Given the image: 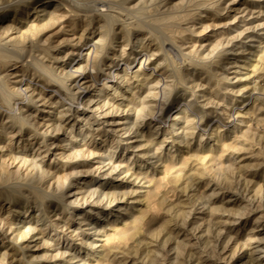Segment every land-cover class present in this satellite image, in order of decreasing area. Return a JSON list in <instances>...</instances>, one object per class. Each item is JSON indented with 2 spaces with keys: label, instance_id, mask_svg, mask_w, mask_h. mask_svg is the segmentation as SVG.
<instances>
[{
  "label": "rangeland",
  "instance_id": "374dc122",
  "mask_svg": "<svg viewBox=\"0 0 264 264\" xmlns=\"http://www.w3.org/2000/svg\"><path fill=\"white\" fill-rule=\"evenodd\" d=\"M0 264H264V0H0Z\"/></svg>",
  "mask_w": 264,
  "mask_h": 264
},
{
  "label": "bare ground",
  "instance_id": "6f19581e",
  "mask_svg": "<svg viewBox=\"0 0 264 264\" xmlns=\"http://www.w3.org/2000/svg\"><path fill=\"white\" fill-rule=\"evenodd\" d=\"M172 21H170V23H171ZM160 24V23H159ZM156 37V36H155ZM160 38V37H159ZM164 40V39H163ZM88 57V56H87ZM37 59V58H36ZM3 81V80H2ZM2 83V82H1ZM5 85V84H4ZM4 91V90H3ZM8 92H9V90H8ZM163 102V101H162ZM20 183V182H19ZM49 194V193H48ZM51 195V194H50ZM54 197V196H53ZM99 201V200H98Z\"/></svg>",
  "mask_w": 264,
  "mask_h": 264
}]
</instances>
